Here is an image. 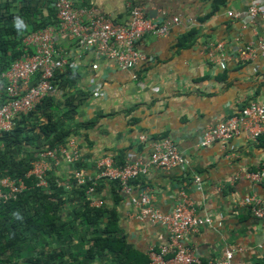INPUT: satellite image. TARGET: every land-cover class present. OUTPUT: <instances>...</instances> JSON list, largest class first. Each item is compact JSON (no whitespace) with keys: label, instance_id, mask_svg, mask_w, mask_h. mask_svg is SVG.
<instances>
[{"label":"crops","instance_id":"1","mask_svg":"<svg viewBox=\"0 0 264 264\" xmlns=\"http://www.w3.org/2000/svg\"><path fill=\"white\" fill-rule=\"evenodd\" d=\"M73 2L78 8H96L121 24L130 20L129 3L146 7L149 17L157 23H169L175 17L179 22L171 26L167 36H145L139 48L153 61L129 70L118 68L94 51L79 49L72 38L58 42V52H66L76 62L71 74L79 76L76 86L67 88L80 96L87 95L78 107L76 122H91L87 130L64 145L74 142L85 169L95 176V162L103 156L112 155L122 165L145 163L156 140L171 139L191 166L151 168L148 174L136 179L135 194L149 189L152 205L169 213L182 200L180 192L184 191L198 217L217 220L223 214L221 227L206 226L187 238V245L204 260L218 259L226 249L240 245L244 251H236L231 264L264 261L263 223L249 207L238 203L252 191L264 201V183L254 185L244 177L245 171L263 167L264 134L255 141L242 130L223 144L217 141L207 147L200 145L207 128L235 115L250 102L264 104V55L258 52L249 62H241L237 57L240 47L264 37V26L257 22L244 28L242 19L228 15L246 14L250 5L262 4L264 0ZM191 32L192 44L183 45V39ZM220 43L224 47L215 52L212 60L205 46ZM219 60L225 61V69L220 67ZM94 64L97 69H93ZM67 69L70 68L65 67L59 74H65ZM62 92L57 91L56 97ZM61 174L67 177L66 167ZM196 175L201 177L200 188L194 181ZM236 175L240 177L233 183ZM112 189L107 181L100 184L99 196L109 204ZM117 210L122 235L139 251L146 253L151 246L168 242L165 229L141 220L139 209L127 199Z\"/></svg>","mask_w":264,"mask_h":264},{"label":"built area","instance_id":"2","mask_svg":"<svg viewBox=\"0 0 264 264\" xmlns=\"http://www.w3.org/2000/svg\"><path fill=\"white\" fill-rule=\"evenodd\" d=\"M58 19V26H48L38 34L29 35L25 38L26 46H32L33 52L27 51L12 65L5 73L8 78L6 87L9 101L0 107V132L10 131L15 125V119L21 114H27L41 101L50 90L53 89L51 79L65 66H76L66 56V52H58L57 42L62 38H72L79 49L83 51H94L100 58L114 62L118 68L123 70L133 69L140 64L152 62L140 51L137 44L147 35L164 37L169 34L171 26L177 24V17L169 23H157L148 16L146 7L129 3L130 20L124 24L118 23L109 15L96 8H78L73 0H55L53 4ZM230 17L243 20V27L261 22L264 26V3L252 4L247 13L229 12ZM224 44H210L205 46L209 57L214 60L215 52L223 49ZM27 48V47H26ZM261 52L264 55V37L255 43L243 45L237 51V57L241 62H249L255 55ZM220 67L226 68L225 61L219 60ZM98 65L94 64L93 69ZM39 78L38 85L24 93L21 86L28 83L33 77ZM247 131L253 140H258L264 134V104L250 102L243 106L235 115L226 120L207 128L202 136L200 145L207 147L214 142L225 143L241 131ZM71 151L60 147L61 155L69 153L68 161L79 159V149L74 142L68 144ZM153 152L147 162H128L124 166H114L112 158L107 157L98 161L100 174L95 178L87 176L84 171H76L69 174V181L75 179L78 185L94 182L88 193L95 192L96 181L101 178L115 180L121 186V191L130 197L131 203L139 208V218L148 220L153 225H159L167 232L168 242L157 248H148L150 264H231L235 252H243L242 246L226 249L223 256L218 259H210L204 262L201 256L189 245V235L198 233L203 227H221L224 215L220 214L217 220L209 216L198 217L195 214L193 202L184 191L180 192L182 200L169 213H163L152 205L153 195L149 189H145L137 196L133 195L132 179L143 174H148L151 168L170 170L175 167L188 168L190 160L183 156L174 142L169 139L157 140L153 143ZM73 156V158L71 157ZM50 157V161L47 158ZM57 158L54 151L42 152L39 160L34 163L32 174L39 178L38 186L49 188L46 172L52 169V161ZM47 172V173H48ZM47 175V174H46ZM240 175L234 176V183ZM244 177L254 185L264 183V163L257 171H245ZM199 188L201 178L194 180ZM67 183L68 188H71ZM26 189V184L20 181L5 178L0 180V202L8 201L18 192ZM240 206L250 207L255 218L263 223L264 230V201L254 191L246 195L239 202ZM96 206L102 205L101 201H94Z\"/></svg>","mask_w":264,"mask_h":264},{"label":"trees","instance_id":"3","mask_svg":"<svg viewBox=\"0 0 264 264\" xmlns=\"http://www.w3.org/2000/svg\"><path fill=\"white\" fill-rule=\"evenodd\" d=\"M52 2L0 0V75L25 51V35L57 24ZM193 35L191 32L185 37L183 45H191ZM71 70L58 72L56 81L63 91L60 96L53 92L35 110L21 115L14 129L0 133V179L27 184V189L0 204V264H150L148 253L136 249L122 235L117 210L124 200L120 186L113 185L111 204L94 208L86 193L92 183L81 187L75 179L69 181L70 173L85 170L84 161L79 156L70 162L69 153L61 155L59 149L65 146L71 151L64 144L91 123L76 122L78 107L87 95L81 98L67 88L79 81ZM5 100L0 88V104ZM44 150L58 154L45 174L49 188H39V178L34 174L27 178L34 168L32 163ZM65 167L67 177L60 176Z\"/></svg>","mask_w":264,"mask_h":264},{"label":"clouds","instance_id":"4","mask_svg":"<svg viewBox=\"0 0 264 264\" xmlns=\"http://www.w3.org/2000/svg\"><path fill=\"white\" fill-rule=\"evenodd\" d=\"M54 2H55V0H53V2H52V4H51V7L53 8V9H55L54 8V6H53V4H54ZM56 11V10H55ZM56 14H57V12H56ZM149 16V15H148ZM57 17V16H56ZM114 20V19H113ZM19 26V25H18ZM49 26H58V19H57V24L56 25H49ZM48 27V26H47ZM46 28V27H45ZM45 28H43V29H40V30H38V31H35V32H32V33H30V34H27V35H25V37H24V39H23V43H24V40H25V38L26 37H28L29 35H33V34H38L40 31H42V30H44ZM62 39H64V38H62ZM62 39H60V40H62ZM59 40V41H60ZM58 41V42H59ZM142 40H140L139 42H138V44H137V47H138V49L140 50V51H142L140 48H139V43L141 42ZM58 42H57V44H58ZM57 44H56V48H57ZM24 45H25V43H24ZM27 47V48H26ZM27 49V51H30V52H33L34 51V48L32 47V46H26L25 45V48H24V50H26ZM26 51H24L23 52V54L25 53ZM143 52V51H142ZM144 53V52H143ZM23 54H21V56L23 55ZM20 56V57H21ZM19 57V58H20ZM18 58V59H19ZM18 59H16L13 63H12V65L18 60ZM71 61H73V60H71ZM74 63H76L75 61H73ZM12 65L10 66V68L5 72V73H7L10 69H11V67H12ZM65 67H69L70 69H72V68H74L75 66H73V67H70V66H65ZM64 67V68H65ZM63 68V69H64ZM62 69V70H63ZM61 71V70H60ZM5 73H3V74H1V76H0V81H2V82H4V86L3 87H1L0 86V88L4 91V93L6 94V100H5V102H3V103H1L0 104V107L1 106H3V105H5L8 101H9V99L10 98H8V94H7V89H6V87H7V85H8V78L7 77H5ZM56 77H57V74H55L54 75V77L51 79V84L53 85V89L52 90H50V92H48V94H46V96L41 100V101H39L35 106H34V108L31 110V111H33V110H35V108L39 105V104H41L42 103V101L43 100H45L49 95H51L53 92H57V91H60V86H59V84L57 83V81H56ZM38 82H39V78H38V76H37V78L36 77H33L28 83H24L23 82V84H22V86H21V91L22 92H24V93H27L28 91H30L31 90V88H33V87H35V86H37L38 85ZM31 111H29L27 114H29ZM27 114H21V115H27ZM20 115V116H21ZM19 116V117H20ZM18 117V118H19ZM18 118H16L15 119V125H14V127L12 128V129H14L15 128V126H16V124H17V120H18ZM11 129V130H12ZM10 130V131H11ZM7 132H9V131H7ZM0 133H3V132H0ZM159 140H161V139H159ZM157 141V140H156ZM202 147V146H201ZM56 150V149H55ZM55 150H52V151H54L55 152ZM45 151H49V150H44L43 152H45ZM42 153V152H41ZM41 153L38 155V156H40L41 155ZM57 156H58V154H57ZM184 156V155H183ZM107 157H110V158H112V160H113V162H114V166L116 167V166H124V165H122V164H118L117 162H116V160H115V158L112 156V155H106V156H103V157H101V158H99L96 162H95V164H96V168H97V174L94 176V175H92V174H89V171L87 170V169H83V170H81V171H84V172H86V174H87V176H89V177H91V178H93V179H95L99 174H100V170L98 169V166H97V164H98V161L100 160V159H103V158H107ZM36 162V161H35ZM35 162H33L32 163V166H34V163ZM190 163H191V161H190ZM189 166H191V164L189 165ZM189 168V167H188ZM32 171H33V168H31L30 169V171H29V173L27 174V178H29L31 175H33L32 174ZM197 176H199V175H196L195 177H197ZM140 177V176H139ZM195 177H194V180H195ZM200 177V176H199ZM138 177H136L135 179H132V181H131V185L133 186V195L134 196H137L136 194H135V185H134V183H133V181H135L136 179H137ZM201 178V177H200ZM3 179H5V178H3ZM12 179V178H11ZM1 180V179H0ZM12 180H14V179H12ZM100 180H102V182L103 181H107V182H109V184H112V185H114V184H118L119 186H120V184L117 182V181H115V180H108L107 178H101V179H98L97 181H96V183H97V185H96V188H95V192H93L92 194H89L88 193V190H89V188L93 185V181L92 182H87L86 184H84V185H78V186H86L88 183H92V185H90L88 188H87V191H86V193H87V195H88V200L90 201V204H91V206L92 207H94V208H100V207H103L107 202L104 200V199H102L99 195V193L97 192V190H98V183L100 182ZM26 184V183H25ZM39 187V186H38ZM39 188H42V187H39ZM26 189H27V184H26ZM120 189H121V186H120ZM122 192V191H121ZM122 196H123V198H125V199H127L130 203H131V201H130V197L129 196H127V195H125L123 192H122ZM101 201L102 202V205H100V206H96L95 204H94V201ZM7 201H1L0 202V204H4V203H6ZM132 205H134L133 203H131ZM135 206V205H134ZM135 207H137V206H135ZM138 208V207H137ZM139 209V208H138ZM252 212V211H251ZM253 215V214H252ZM158 247V246H157ZM156 247V248H157ZM195 250V249H194ZM147 252H148V250H147ZM146 252V253H147ZM202 258V257H201ZM234 258V257H233ZM202 260L204 261V262H206V261H208V260H210V259H207V260H204L203 258H202ZM232 263V262H231Z\"/></svg>","mask_w":264,"mask_h":264}]
</instances>
